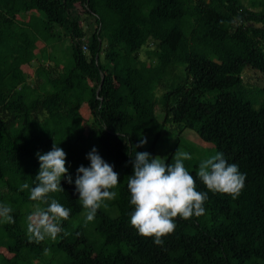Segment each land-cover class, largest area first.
<instances>
[{"label":"trees","instance_id":"obj_1","mask_svg":"<svg viewBox=\"0 0 264 264\" xmlns=\"http://www.w3.org/2000/svg\"><path fill=\"white\" fill-rule=\"evenodd\" d=\"M60 41L68 44L65 63ZM246 70L261 85L244 80ZM167 130L178 138L195 132L246 180L233 199L186 169L207 193L205 214L177 217L161 247L130 225L127 181L136 152L159 156ZM54 142L73 183L62 177L64 191L49 200L70 215L55 241L29 243L32 210L23 207L37 202L19 186H35L36 154ZM93 147L119 183L87 233L73 224L85 211L74 181ZM171 148L166 163L178 142ZM0 204L15 220H0V249L10 255L0 253V264H264V2L0 0Z\"/></svg>","mask_w":264,"mask_h":264},{"label":"clouds","instance_id":"obj_2","mask_svg":"<svg viewBox=\"0 0 264 264\" xmlns=\"http://www.w3.org/2000/svg\"><path fill=\"white\" fill-rule=\"evenodd\" d=\"M146 138L135 147H143ZM53 143L51 151L40 154V164L33 187L25 182L20 191L29 190V199L37 202L34 210L26 218V234L29 243L50 239L55 241L63 231L61 221L67 220L70 209L65 208L56 199L49 200L50 193L64 191L61 178L66 177L73 183L66 168V153ZM90 166L81 165L77 169L75 191L79 194L85 215V223L95 219L97 210L105 201L114 200L118 193L112 191L118 185V173L113 166L105 162L97 149L87 154ZM192 157L189 153L177 150L172 158L174 163H166L164 158L153 157L148 152H136L130 161L133 172L128 176L127 188L130 192V204L134 211L130 216V225L137 233L146 238H154V244L163 246V237L175 231L177 217L188 220L205 214L204 203L208 199L206 192L196 190V180L184 166L185 160ZM196 176L213 193H221L237 198L245 185L246 174L239 171L238 165L229 163L222 152L217 151L200 161ZM44 205V206H42ZM12 208L0 204V220L15 223L11 215ZM44 255H50V249L44 248Z\"/></svg>","mask_w":264,"mask_h":264},{"label":"rangeland","instance_id":"obj_3","mask_svg":"<svg viewBox=\"0 0 264 264\" xmlns=\"http://www.w3.org/2000/svg\"><path fill=\"white\" fill-rule=\"evenodd\" d=\"M243 1L245 4H247V0H243ZM260 1L264 2V0H260ZM83 25L86 26L85 21H83ZM91 27H92V25H91ZM87 28H88V26L85 27V29H87ZM59 45H60V48H59L60 55L63 57L64 63H65L66 61L69 60L68 58L66 59V57L68 55V51H69L68 44L65 41H60ZM152 49H153L152 46L151 47L147 46V47L143 48V50L140 54L141 59L144 60L146 58V55H145L146 51L152 50ZM35 65H37V64L34 62L32 66L26 68L30 74L34 73L33 71L35 70V67H36ZM243 79L249 81L251 84H253L255 86L261 85L259 83L260 78L253 71L246 70L244 75H243ZM33 80H34V77L32 76L30 79V82H32ZM257 96H258V93L256 91L252 92V94H251L252 98L257 97ZM155 108L158 111V108L157 107H155ZM83 114H85V113L83 112ZM167 133H169V134L163 139V141H162V143L164 142L163 145H162V143H160L161 149L159 151V157L165 158L166 155L168 153H170L169 150L172 149L171 148L172 143L174 144V143L178 142L177 150L179 149L181 151H185V152L189 153L192 157L190 160H185L183 162L186 169H192V170H195L197 172L200 161L203 160L204 158H206L207 156L215 154L217 152V150L215 149L213 144L207 143V142L201 140L199 138V136L193 131L186 130L179 136V138L175 135L174 131L170 132V130H167ZM101 207H103L104 209H108V205H107V207H104L103 205ZM27 209H30L33 211L34 206H29V208L27 206L23 207L24 211H26ZM73 224L76 226L83 227V229L87 233L92 232L94 229V220L91 222L85 223V215L84 216L82 215L81 217L75 219L73 221ZM0 253H3L2 249H0ZM4 254L8 257L10 256L6 252H4Z\"/></svg>","mask_w":264,"mask_h":264},{"label":"built area","instance_id":"obj_4","mask_svg":"<svg viewBox=\"0 0 264 264\" xmlns=\"http://www.w3.org/2000/svg\"><path fill=\"white\" fill-rule=\"evenodd\" d=\"M83 51H84V52H87V49H86V47H84V46H83Z\"/></svg>","mask_w":264,"mask_h":264},{"label":"crops","instance_id":"obj_5","mask_svg":"<svg viewBox=\"0 0 264 264\" xmlns=\"http://www.w3.org/2000/svg\"><path fill=\"white\" fill-rule=\"evenodd\" d=\"M30 76H31V77L33 76V77H34V73H33V74H30ZM30 79H31V78H30ZM3 253H4V252H3ZM3 253H2V254H3ZM4 255H5V254H4Z\"/></svg>","mask_w":264,"mask_h":264}]
</instances>
